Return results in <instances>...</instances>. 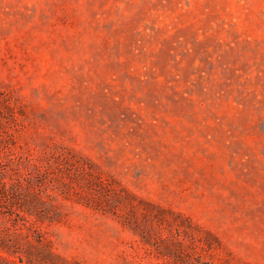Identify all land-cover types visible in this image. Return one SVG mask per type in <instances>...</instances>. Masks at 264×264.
<instances>
[{
	"label": "rangeland",
	"instance_id": "obj_1",
	"mask_svg": "<svg viewBox=\"0 0 264 264\" xmlns=\"http://www.w3.org/2000/svg\"><path fill=\"white\" fill-rule=\"evenodd\" d=\"M0 264H264V0H0Z\"/></svg>",
	"mask_w": 264,
	"mask_h": 264
}]
</instances>
